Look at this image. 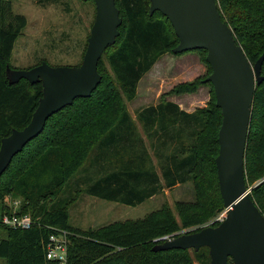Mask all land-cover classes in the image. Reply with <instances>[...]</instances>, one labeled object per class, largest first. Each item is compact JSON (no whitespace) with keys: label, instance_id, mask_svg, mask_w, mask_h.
Returning <instances> with one entry per match:
<instances>
[{"label":"trees","instance_id":"1","mask_svg":"<svg viewBox=\"0 0 264 264\" xmlns=\"http://www.w3.org/2000/svg\"><path fill=\"white\" fill-rule=\"evenodd\" d=\"M217 2L223 20L254 64L264 53V0ZM116 5L123 22L116 42L99 62L98 87L90 97H79L52 115L43 132L27 143L0 177V199L14 193L22 200L17 213L34 219L28 229L11 228L1 221L6 237L0 241V259L6 264H59L47 258L46 244L51 234L61 231L67 233L68 264H194L190 249L155 250L163 242L158 239L178 236L186 227H197L187 232L200 230L202 223L225 208L215 161L223 116L213 84L205 80L212 72L207 51L186 52L199 53L210 73L178 83L164 96L192 93L208 85L211 101L191 112L168 99L138 110L148 145L126 102L136 97L140 80L163 55L186 52H173L179 38L167 16L158 10L150 13V0H116ZM26 25V17L12 10L11 0H0V144L14 128L30 122L43 96L41 81L10 83L7 76V66L13 68L14 45ZM245 174L252 199L264 214V80L254 95ZM257 179L261 181L254 184ZM189 181L195 185L196 200L177 202L181 223L167 207L97 229L70 223L69 206L75 195L69 197L67 188L72 184H77L74 193L84 190L136 206L164 187ZM193 250L200 264H211L208 247Z\"/></svg>","mask_w":264,"mask_h":264},{"label":"water","instance_id":"2","mask_svg":"<svg viewBox=\"0 0 264 264\" xmlns=\"http://www.w3.org/2000/svg\"><path fill=\"white\" fill-rule=\"evenodd\" d=\"M96 15L80 65L51 66L47 62L27 70L7 66L10 83L21 79L42 82L43 96L30 122L1 139L0 177L28 142L40 135L48 119L79 97H90L102 80L99 62L116 42L123 22L116 0H93ZM150 13L170 20L179 43L174 53L205 49L212 72L216 105L222 110L216 157L220 192L227 209L218 225L178 236H165L155 250L208 247L211 264H264V214L251 196L245 174L246 149L256 87L264 80V53L252 64L223 20L217 0H150Z\"/></svg>","mask_w":264,"mask_h":264},{"label":"rangeland","instance_id":"3","mask_svg":"<svg viewBox=\"0 0 264 264\" xmlns=\"http://www.w3.org/2000/svg\"><path fill=\"white\" fill-rule=\"evenodd\" d=\"M11 2L14 13L23 14L27 19V25L17 39L10 58V64L14 69L27 70L42 62H47L51 66L81 64L96 15L93 0H11ZM104 61L109 71L106 56ZM208 73L209 67L201 60L199 53L186 52L181 55L171 53L163 55L150 72L143 76L138 98L135 101H127L126 106L148 145L149 139L137 119V111L143 106L155 105L171 97L176 99V103L182 109L190 112L205 107L212 98L211 87L208 85H201L196 91L186 95L164 94L179 82L203 77ZM153 162L164 183L157 159L153 158ZM260 181L261 179H257L254 184ZM76 189L77 184L67 188L69 197L75 195V200L69 206L70 223L82 229H97L115 221L143 217L165 207L170 209L175 219L181 223L182 216L177 209V202L196 200L195 185L192 181L179 183L171 188L164 187L160 193L136 206L98 198L84 190L74 193ZM21 202L22 200L15 197L14 193L1 197L0 241L6 237V228L1 224L2 217L7 214L6 212L19 210ZM224 210L225 208L214 213L201 224V227L213 225ZM195 228L197 227L182 228L180 233ZM189 251L194 257V264H200L195 258L194 250ZM0 264H6V261L0 259Z\"/></svg>","mask_w":264,"mask_h":264},{"label":"built area","instance_id":"4","mask_svg":"<svg viewBox=\"0 0 264 264\" xmlns=\"http://www.w3.org/2000/svg\"><path fill=\"white\" fill-rule=\"evenodd\" d=\"M226 215L227 209L225 208L224 212L216 218L214 224L221 223ZM1 221L6 226L20 229H28L34 224V219L30 214H18L17 211L5 214ZM46 256L49 260L57 261L59 264H68V238L65 231L50 235L46 244Z\"/></svg>","mask_w":264,"mask_h":264},{"label":"crops","instance_id":"5","mask_svg":"<svg viewBox=\"0 0 264 264\" xmlns=\"http://www.w3.org/2000/svg\"><path fill=\"white\" fill-rule=\"evenodd\" d=\"M166 54H168V53H166ZM158 61H159V60H158ZM158 61H157V62H158ZM157 62H156V63H157ZM156 63H155V64H156ZM155 64H154V65H155ZM152 68H153V67H152ZM152 68H151V69H152ZM151 69H150V70H151ZM150 70H149L145 75H147V74L150 72ZM145 75H144V76H145ZM142 79H143V77H142ZM142 79H141L140 82H139L136 97H135L133 100H131V101H135V100L138 98L139 87H140V84H141V82H142ZM189 81H191V80H189ZM182 82H183V81H182ZM184 82H186V81H184ZM179 83H181V82H179ZM174 86H175V85H174ZM174 95H175V96H180V95H184V94H174ZM185 95H186V93H185ZM167 96H168V95H167ZM167 99L176 102V99H174V98H172V97H171V98H167ZM146 106H149V105H146ZM146 106H143V107H146ZM143 107H142V108H143Z\"/></svg>","mask_w":264,"mask_h":264}]
</instances>
